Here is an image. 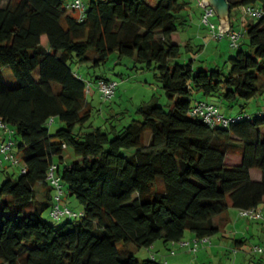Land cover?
I'll return each mask as SVG.
<instances>
[{
  "label": "trees",
  "instance_id": "1",
  "mask_svg": "<svg viewBox=\"0 0 264 264\" xmlns=\"http://www.w3.org/2000/svg\"><path fill=\"white\" fill-rule=\"evenodd\" d=\"M229 2L230 16L248 4H259L262 15L246 23L247 49L239 45L225 72L175 61L185 1L90 0L81 15L65 0H0V123L18 135L19 141L9 139L21 163L16 177L4 170L0 185V264H168L140 260L119 244L149 248L158 239L180 241L187 230L197 239L210 237L220 229L214 217L229 207L264 204V105L257 113L239 111L242 117L228 126H209L190 113L193 89L229 102L261 90L264 0ZM113 54L154 69L169 107L152 96L121 128L88 123L89 81L70 63L99 66ZM101 78L111 80L95 75L96 82ZM55 119L61 126L51 132ZM68 147L79 160L60 167ZM237 152L240 160L229 163V153ZM53 165L62 194L65 184L83 207L78 220L52 219L64 220L57 226L43 216L56 201L48 180ZM15 204L29 210L11 213Z\"/></svg>",
  "mask_w": 264,
  "mask_h": 264
},
{
  "label": "rangeland",
  "instance_id": "2",
  "mask_svg": "<svg viewBox=\"0 0 264 264\" xmlns=\"http://www.w3.org/2000/svg\"><path fill=\"white\" fill-rule=\"evenodd\" d=\"M71 1L65 0L67 4ZM83 1L88 4L90 0ZM180 1L187 3L179 13V30L174 33L175 41L182 45L181 54L175 61L183 63L192 59L195 69L218 67L227 72L231 67L230 58L236 55L238 47H231L227 37L217 39L213 36L209 26L203 22V7L197 0ZM230 17L234 29L244 28L246 23L253 19L244 14L242 7L233 8ZM210 21L216 24L217 31H219L218 17L214 15L210 17ZM186 41L191 46L189 50L184 46ZM43 42L46 43L45 36H43ZM242 42V47L247 49V34L242 37ZM70 65L73 70L79 72L84 79L90 82H87V96L92 111L88 123L93 126L106 128L110 126V122L117 128L127 125L139 117L135 113L137 106L149 101L152 96H155L165 109L169 107L170 101L156 77V71L143 69L140 64L128 57L118 59L113 54L105 64L99 66H94L92 60H74ZM3 73L10 86L16 85L17 81L9 67H4ZM97 74H102L117 82L115 93L111 98L101 97L95 80ZM259 86L261 87L260 92L251 99H239L234 102H229L218 94L205 95L202 91L193 89L192 103L194 104L196 101L214 103L226 116H235L242 110L249 114L257 113L264 105V77L259 81ZM115 116L119 118H115ZM60 126L61 123L55 119L49 125V130L54 132ZM13 136L16 140H20L18 135H13L11 129L0 124V144L3 140H9ZM145 136L148 140L150 133L147 132ZM12 151L17 154L15 144ZM63 156L64 163L60 167L63 164H71L79 160L71 147L65 148ZM228 156L229 163H237L240 153H229ZM1 158L3 162H0V185L5 178L4 170L12 173L14 177L21 172V163H14L3 156ZM259 174V170H251L254 179L259 178ZM162 187L163 183L159 181L156 188L161 189ZM63 191L60 205L67 204L79 215L83 209L82 205L69 194L65 184H63ZM55 203L56 201H54ZM53 205L44 210L43 216L57 226L64 220L56 222L50 218L49 213ZM17 208L29 210L27 204L23 206L15 204L11 206L10 212L13 213ZM258 212L260 215L256 217L244 216L239 209L229 207L225 212L214 217V222L220 227L219 232L204 239H197L191 231L187 230L182 240L164 242L162 239H158L154 242V248L151 249L137 247L134 244L123 245L122 243L119 244V247L134 253L140 260L156 257L161 261L167 259L169 264H197V262H201V264H264V204L259 205ZM69 218L73 221L79 219L75 215ZM221 220L223 224H221ZM238 240L241 241L237 242Z\"/></svg>",
  "mask_w": 264,
  "mask_h": 264
},
{
  "label": "built area",
  "instance_id": "3",
  "mask_svg": "<svg viewBox=\"0 0 264 264\" xmlns=\"http://www.w3.org/2000/svg\"><path fill=\"white\" fill-rule=\"evenodd\" d=\"M197 1L203 7V13H202L203 22L209 26L213 36L217 39H222L223 37H227L231 47H239V45L241 44L242 37L246 34L245 27L242 29H234L231 26L220 28V23H219V31H217L216 24L210 21V17L216 15L214 9L210 6L205 5L204 0H197ZM67 7L72 9H77L78 11L81 12L82 15L84 10L86 9V4L84 3L83 0H72L70 3L67 4ZM242 9L245 15L251 16L252 18H256L262 15V8L259 4L243 5ZM97 84H98V89L103 98H111L114 95L117 87L116 81L105 80L101 78L97 81ZM88 91H90L89 88ZM190 113L194 116H198L202 118L203 121L207 123V125L212 127L217 125L228 126L231 122L242 117L241 115L226 116L224 113L221 112V109L218 105L214 103H209L207 101H196L194 104H192ZM0 124L6 127L2 123ZM14 144H15L14 141L11 139L1 142L0 162H3L1 156H3L8 160L13 161L14 163L20 162V158L18 154L12 151V147ZM55 169L56 166L53 165L48 173V180L57 191V194L55 196L56 203L53 205L52 209L50 210L49 213L50 217L54 220H60L65 216L68 217L72 215L78 216L76 212H74L70 207L66 205L65 206L60 205L61 196H62L61 178L57 174ZM24 170L25 169L22 168V171ZM239 210L240 213L244 216L256 217L260 215V213L258 212V207L245 208Z\"/></svg>",
  "mask_w": 264,
  "mask_h": 264
},
{
  "label": "water",
  "instance_id": "4",
  "mask_svg": "<svg viewBox=\"0 0 264 264\" xmlns=\"http://www.w3.org/2000/svg\"><path fill=\"white\" fill-rule=\"evenodd\" d=\"M204 4L214 9L216 16L220 20V28L229 26L231 8L229 0H204Z\"/></svg>",
  "mask_w": 264,
  "mask_h": 264
},
{
  "label": "crops",
  "instance_id": "5",
  "mask_svg": "<svg viewBox=\"0 0 264 264\" xmlns=\"http://www.w3.org/2000/svg\"><path fill=\"white\" fill-rule=\"evenodd\" d=\"M231 17L229 16V26H231V27H233V23L231 22V19H230ZM219 22H220V20H219ZM243 43V42H242ZM148 141V140H147ZM240 160V157L238 158V160L237 161H239ZM44 187H42V186H39L38 187V192H39V194H38V198H41L42 197V195H43V192H44ZM222 220H223V218H222ZM221 220V224H223V221ZM154 246H155V244L153 243L148 249H151V248H154ZM204 254L202 253V256H203ZM157 259V258H156ZM196 260L198 261L199 259H198V257L196 258ZM163 261V260H162ZM164 262H166V263H168L169 264V261L166 259V261H164ZM197 264H201V262H197Z\"/></svg>",
  "mask_w": 264,
  "mask_h": 264
}]
</instances>
